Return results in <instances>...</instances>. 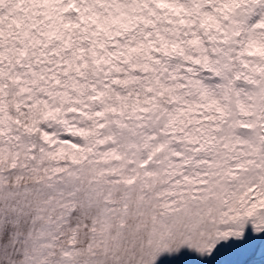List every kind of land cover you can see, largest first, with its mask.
<instances>
[{
	"label": "snow or ice",
	"instance_id": "obj_1",
	"mask_svg": "<svg viewBox=\"0 0 264 264\" xmlns=\"http://www.w3.org/2000/svg\"><path fill=\"white\" fill-rule=\"evenodd\" d=\"M0 264H264V0H0Z\"/></svg>",
	"mask_w": 264,
	"mask_h": 264
}]
</instances>
